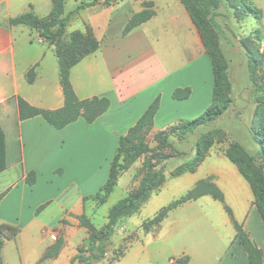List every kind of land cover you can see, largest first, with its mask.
Listing matches in <instances>:
<instances>
[{"label":"crops","instance_id":"1","mask_svg":"<svg viewBox=\"0 0 264 264\" xmlns=\"http://www.w3.org/2000/svg\"><path fill=\"white\" fill-rule=\"evenodd\" d=\"M93 1L72 14L65 27L64 40L73 31H90L98 42L93 52L71 66L69 79L79 99L106 97L109 106L91 123L79 117L56 129L39 115L20 119L17 105L18 97L42 109L63 105L54 45L42 40L35 29L8 24L29 5L39 17H47L52 0H0V159L4 162L0 223L19 229L14 238L4 241L2 264H69L77 247L88 240L89 232L78 216L83 213L96 228H103L115 203H108L110 194L119 184L129 191L130 169L119 175L104 202L94 197L108 178L119 137L156 97L159 106L152 124L156 130L198 117L211 104V60L182 0ZM144 2L151 3L152 15L124 31L133 15L144 9ZM78 4L75 0L73 8ZM30 69L32 79L27 76ZM176 88H189L188 97L172 98ZM30 171L35 172L32 184L25 181ZM206 180L220 191L222 200L209 193L189 199L169 210L158 226L141 230L143 221ZM215 202L221 206L218 216L217 211H207ZM101 206L104 222L97 226L92 217ZM189 212L205 226L208 248L203 240L176 243L177 234L186 236ZM125 219L134 229L117 242L112 240V248L127 236L132 238L114 264H177L176 259L184 257L186 264H249L236 238V224L264 254V223L251 186L224 152L210 150L194 172L166 179ZM55 245L57 252L47 255ZM89 264H106V260Z\"/></svg>","mask_w":264,"mask_h":264},{"label":"trees","instance_id":"2","mask_svg":"<svg viewBox=\"0 0 264 264\" xmlns=\"http://www.w3.org/2000/svg\"><path fill=\"white\" fill-rule=\"evenodd\" d=\"M115 0H104L109 3ZM190 17L199 28L206 51L210 57L213 73V87L210 106L198 117L190 120L180 121L176 125L169 126L172 133H185L193 130L201 124H205L217 118L229 105L228 96L230 83L226 74V62L217 42L215 26L212 23L214 11L219 7L220 0H182ZM88 4V3H84ZM144 9L135 13L128 21L124 31L130 30L133 26L149 18L153 11L150 2H144ZM228 5L240 8L241 15L250 13L256 18L262 17V11L256 5L245 0H228ZM82 7H76L64 13V0H52L51 9L47 17H39L29 5V9L8 20L9 25L23 24L35 29L40 38L49 44L54 45L57 57L59 81L62 87L64 103L55 109H42L30 105L21 97H18V114L20 119L33 116H41L48 124L56 129H61L68 123L81 117L86 122H93L100 114L105 112L109 106L106 97L93 96L79 99L70 82L69 70L78 60L93 52L98 42L90 31L85 33L73 31L69 34V39L64 40L66 24L70 16ZM256 39L260 40V32L257 31ZM245 39H241L242 46L246 50L247 67L250 80L252 82V96L254 101L263 109V113L257 118V126L252 128L253 138L260 143V149L255 154H249L238 142L232 143L226 150L225 155L238 167L240 173L245 177L251 186L254 195V204L264 223V95L259 92L264 89V77L259 80L261 69V53L258 49L251 47ZM29 79L33 77V71L27 72ZM190 93L189 88H176L172 92V98L185 99ZM159 106V98L156 97L144 110L139 119L119 137L116 153L114 155L110 172L106 182L94 196L98 202H104L108 194L112 191L117 182V178L122 174L124 167L119 162L120 152H124V160L132 162L145 153H149L142 163L143 172L137 186L129 190L126 195L118 199L108 211V222L103 228H96L85 214L78 216L79 223L87 228L88 240L86 245H80L76 253L71 258L69 264H89L106 260V264H114L119 259L132 236L125 237L119 248H112V236L116 227L126 216L137 212L139 208L149 199L151 193L160 188L164 182V162L173 157V154L162 153L161 148L171 146L163 131L157 133L158 143L155 147H150L144 140L145 132L152 127L154 115ZM213 142L211 134L200 137L194 146V154L186 162L176 166L170 171L169 177H178L184 173L194 172L199 163L204 159L206 153ZM121 161V160H120ZM4 167L3 160L0 159V170ZM28 184L35 181V172L30 171L25 177ZM203 193H209L222 200L220 191L209 181H201L185 195L176 198L168 203L153 217L143 221L140 228L143 232H148L151 228L158 226L169 210L177 205L195 198ZM0 193V198L3 196ZM18 227L0 223V264H2L1 249L4 241L14 238L18 233ZM236 238L243 246L249 264H263V250L259 248L249 237L241 224H236ZM58 245L52 247L46 254L54 255ZM111 253L110 256L108 254ZM188 257L177 258V264H186Z\"/></svg>","mask_w":264,"mask_h":264},{"label":"rangeland","instance_id":"3","mask_svg":"<svg viewBox=\"0 0 264 264\" xmlns=\"http://www.w3.org/2000/svg\"><path fill=\"white\" fill-rule=\"evenodd\" d=\"M90 1L92 0H76V3L85 5L84 3ZM245 1L248 3L251 2L261 9L262 17L260 19L250 13L241 15V9L239 7L235 8L229 6L228 0H220L219 7L214 11V16L212 17V23L216 29L217 42L227 65L226 74L230 83L228 96L231 100L229 105L217 118L205 124H201L185 133H172L169 129V126L184 121L179 120L160 130L151 127L144 134V140L150 147H155L157 145L158 140L156 137L159 131H163L167 140L171 143L170 147L161 148L159 150L162 153L174 155L164 162V182L166 179L170 178L169 173L171 170L191 158L194 154L196 141L208 133L211 134L213 142L206 154H208L210 150L225 152L234 142L241 144L249 154H255L260 149V143L253 138L251 130L253 127L257 126V118L263 113V109L253 99L252 82L248 73L246 50L242 46L240 40L245 39V42L251 47L258 49L261 53V69L259 71V80H261L262 77H264V0ZM93 2L99 3L103 2V0H94ZM74 5L75 0H64L65 12L71 10ZM258 30L260 32V40L256 39ZM36 47L37 46H34L33 48ZM259 95H264V89L259 92ZM120 154L121 156L118 159L119 162L126 165L122 173L128 171V169L132 170V178L128 189L132 190L138 184L143 172L142 163L149 153L143 154L132 162H126L124 160V152H120ZM121 187L122 186L119 184V186L114 189L108 198V203L113 204L125 195L126 190ZM197 197L198 196L195 198ZM214 205L215 206L210 204L207 211L210 214H215L214 212L217 211L215 216H218L219 212L222 213L221 206L218 202H215ZM104 209V206L99 207L94 217H92V222L97 226H101L104 222ZM135 217H139V215L136 214ZM198 218L200 217L194 212L188 213L189 220L185 230L186 236L183 239L177 234L174 238L176 243L184 241L189 244L193 241L203 240L204 248L209 247L210 238L206 235V228L199 223L201 220ZM121 226L126 228V230H123ZM133 229L134 226L132 223L128 222L127 219L122 220L116 227L112 240L117 242L125 232L132 231ZM121 243H123L122 240L117 245V249ZM110 255L111 253L108 254V256Z\"/></svg>","mask_w":264,"mask_h":264}]
</instances>
